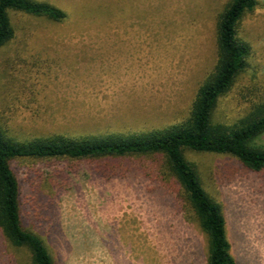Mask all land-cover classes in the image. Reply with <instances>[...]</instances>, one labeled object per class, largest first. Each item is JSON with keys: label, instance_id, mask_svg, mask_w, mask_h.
<instances>
[{"label": "rangeland", "instance_id": "rangeland-1", "mask_svg": "<svg viewBox=\"0 0 264 264\" xmlns=\"http://www.w3.org/2000/svg\"><path fill=\"white\" fill-rule=\"evenodd\" d=\"M41 1L67 19L15 16L16 38L0 50V125L16 140L164 129L187 116L217 63L216 20L227 0ZM258 1L238 31L252 50L248 70L221 100L219 122L241 119L264 96ZM189 159L223 208L237 264H264V174L246 173L228 156ZM12 167L23 222L46 241L56 264H207L197 225L140 174L106 180L88 162L69 160ZM22 256L0 234V264Z\"/></svg>", "mask_w": 264, "mask_h": 264}, {"label": "trees", "instance_id": "trees-1", "mask_svg": "<svg viewBox=\"0 0 264 264\" xmlns=\"http://www.w3.org/2000/svg\"><path fill=\"white\" fill-rule=\"evenodd\" d=\"M258 9V0H227L216 20L217 63L198 89L187 116L164 129L19 141L0 125V234L7 247L23 255L15 264L56 263L46 241L23 222L21 188L12 165L17 161L61 160L88 162L106 180L140 174L158 184L204 235L206 263L237 264L223 208L206 191L201 169L189 155L228 156L246 173L264 174V146L259 143L264 138V96L253 100L234 123L216 120L221 100L248 70L252 50L239 40L238 31ZM18 15L53 23L67 19L62 9L49 2L0 0V50L16 38L14 17ZM34 193L40 202H48L42 192Z\"/></svg>", "mask_w": 264, "mask_h": 264}]
</instances>
